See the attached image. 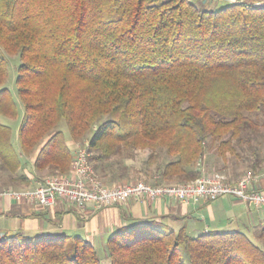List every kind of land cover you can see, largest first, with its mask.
<instances>
[{"label": "trees", "instance_id": "trees-1", "mask_svg": "<svg viewBox=\"0 0 264 264\" xmlns=\"http://www.w3.org/2000/svg\"><path fill=\"white\" fill-rule=\"evenodd\" d=\"M17 54L21 153L1 121L19 116L3 87ZM0 87V168L16 183L30 185L23 158L38 173H69L68 142L88 134L90 162L111 182L138 150L150 152L143 172L155 184L194 181L209 142L223 170L232 158L254 175L264 169V7L0 0ZM143 172L128 165V180ZM106 249L110 264H264V248L242 231L193 236L155 221L120 228ZM0 264L103 263L81 236L17 233L0 241Z\"/></svg>", "mask_w": 264, "mask_h": 264}, {"label": "crops", "instance_id": "crops-1", "mask_svg": "<svg viewBox=\"0 0 264 264\" xmlns=\"http://www.w3.org/2000/svg\"><path fill=\"white\" fill-rule=\"evenodd\" d=\"M191 1H195L198 6H205L209 9L219 8L223 3L230 4L225 0ZM238 1L257 7L264 6V0ZM27 160L30 161L31 165L33 164L31 159ZM29 171L27 173L31 179V187H35L43 181L44 175L35 176L33 169L29 168ZM257 186L264 188V177L258 178ZM6 189L20 188L0 185V241L4 236L17 233L30 238L47 235H75L85 238L95 248L100 245L106 248L107 239L111 234L122 227L140 222H162L174 229L184 227L188 233L191 231L193 236H196L213 231L232 232L226 229L234 226L238 216L243 212L242 206H246L247 213L251 214L250 209L261 210L250 207L241 200L230 196L198 203H184L170 198L151 199L145 197L129 199L105 208L88 205L83 210L77 209L63 200H58L51 207H43L26 198L16 200L5 196L3 192ZM258 219L261 226L264 223H262V215Z\"/></svg>", "mask_w": 264, "mask_h": 264}, {"label": "built area", "instance_id": "built-area-1", "mask_svg": "<svg viewBox=\"0 0 264 264\" xmlns=\"http://www.w3.org/2000/svg\"><path fill=\"white\" fill-rule=\"evenodd\" d=\"M260 176L264 177V169L258 176L246 174L237 181H230L222 174L213 172L203 173L196 180L184 184L154 186L138 181L121 187H109L97 178L90 162V151L85 146L75 152L68 175L50 176L36 187L21 191L7 189L3 195L16 200L26 198L43 207H51L58 200H63L80 210L88 205L105 208L145 197L198 203L230 196L250 207L264 210V188L257 186Z\"/></svg>", "mask_w": 264, "mask_h": 264}, {"label": "rangeland", "instance_id": "rangeland-1", "mask_svg": "<svg viewBox=\"0 0 264 264\" xmlns=\"http://www.w3.org/2000/svg\"><path fill=\"white\" fill-rule=\"evenodd\" d=\"M212 1H218V0H210ZM219 1H223V0H219ZM227 2L231 3H240L238 0H225ZM194 3H196L194 1ZM197 5V4H196ZM227 3H223L220 7H224L226 6ZM219 7V8H220ZM264 7V6H262ZM212 9V8H211ZM8 80L6 82V84L3 87L8 88L14 99L17 102L18 108H19V116L17 119H11V118H5L2 117L1 121L2 123L9 125L12 128L13 131V144L14 146L17 148V150L19 151V153H21V150L19 148V141H18V130H19V126L20 123L23 119V115H24V109H23V104L20 101V98L18 96L17 93V86H16V78L18 75V68L21 65V59L20 56L17 55H8ZM2 88V87H0ZM60 129H64L66 130L65 126L60 127ZM67 131V130H66ZM261 132V147L264 148V128L259 130ZM68 135V134H67ZM91 134H88L83 140L78 141V142H73L71 140H69L68 144L72 149L73 152V158L75 155V152L77 151V149L79 147H85L87 146L86 143L88 142V140L90 139ZM69 139V138H68ZM149 151L147 150H138L136 152V156L134 159H126L124 160V162H118L120 160H118V158H115L113 161H117L118 162V166L114 167L115 172H118L119 174L121 173L123 175L122 178L111 182L108 181V179L103 178L102 174L99 173L96 169L95 170V174L97 176V178L106 186L109 187H121L124 185H128L131 183H136L138 181H145L146 183L150 184V185H158L155 184V181L152 179V177L150 178L147 177V175L144 174V170L146 169V163L145 161L147 160L148 156H149ZM91 155V152H90ZM232 158V157H231ZM167 159V156H165V154H163L162 156V161H165ZM32 160V159H31ZM231 163L229 165V168L227 169H222V167L224 166V162L223 159L216 154L215 151V147L209 142L208 143V147L206 150V153L204 155V158L200 164V168L202 170V174L203 173H213V172H218L220 174H222L224 177H226V179L230 180V181H237L238 179H240L241 177H243L246 174H251L253 176H258V175H254L250 172V170L247 168L246 165L241 164V163H236L234 162V158L230 159ZM33 161V160H32ZM73 161V159H72ZM23 162H24V167L25 169L29 171V168L32 170H34L33 166L31 165L30 161H28L26 158H23ZM72 163V162H71ZM128 165L131 167H134L137 170H141L143 173L141 174H134L133 178L131 176V178L133 179L132 181L128 180ZM121 166H123L125 168V170L119 169ZM71 170V167H70ZM69 170V173H70ZM35 176H43V180L45 178H49L50 176H54V175H60V176H64L61 174H55V173H50V172H43V173H38L36 170H34ZM69 173H67L66 175H68ZM262 173V172H261ZM260 173V174H261ZM46 174V175H45ZM259 174V175H260ZM20 175V173L18 174V176ZM15 177V175H12L6 171H3L0 168V185H4L6 186H13L14 188H20V189H12V190H17V191H21L24 189H28V188H33L30 185H25V184H21L19 182H14L13 178ZM237 178V179H236ZM129 181V182H128ZM188 183V182H186ZM166 184H184V183H178V182H173V183H165V184H160V185H166ZM36 187V186H35ZM7 190V189H6ZM241 210L243 211L242 214H240L238 216V219L236 220L235 224L233 227H231L230 229H226L227 231H242L244 233H246L252 240H254L255 242L261 244V246L264 248V244L263 242L258 238L259 236V232L260 230L263 228L264 226V210H256V209H250L251 213H247V208L246 206H242ZM262 215L263 217V221L261 224V226L259 225V219L258 217H260ZM200 226V224H199ZM201 227V226H200ZM204 227V225H203ZM172 228V227H171ZM254 229V230H253ZM254 231V232H253ZM189 234L193 235V233L190 231ZM96 250L99 254V258L102 261L103 264H110V259L108 256V252L107 249L105 247L97 246Z\"/></svg>", "mask_w": 264, "mask_h": 264}]
</instances>
